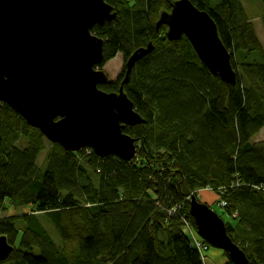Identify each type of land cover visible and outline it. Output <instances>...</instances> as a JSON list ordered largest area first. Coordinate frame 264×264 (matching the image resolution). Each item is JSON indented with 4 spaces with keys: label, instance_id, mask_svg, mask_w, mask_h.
Returning <instances> with one entry per match:
<instances>
[{
    "label": "trees",
    "instance_id": "1",
    "mask_svg": "<svg viewBox=\"0 0 264 264\" xmlns=\"http://www.w3.org/2000/svg\"><path fill=\"white\" fill-rule=\"evenodd\" d=\"M105 1L115 18L92 29L103 39L97 68L115 57L121 37L126 57L152 45L123 85L144 120L123 130L137 153L101 158L49 142L39 163L47 139L0 102V237L13 246L0 264H203L189 198L202 201L196 192L206 187L218 196L212 205L224 203L216 212L231 239L251 264H264V141H253L264 128V48L243 4L190 0L241 67L230 84L184 36L170 41L167 25L156 28L177 0ZM123 73L99 88L117 91Z\"/></svg>",
    "mask_w": 264,
    "mask_h": 264
},
{
    "label": "water",
    "instance_id": "2",
    "mask_svg": "<svg viewBox=\"0 0 264 264\" xmlns=\"http://www.w3.org/2000/svg\"><path fill=\"white\" fill-rule=\"evenodd\" d=\"M114 18L105 0H0V102L66 151L88 148L101 158L114 155L129 161L137 145L123 130L144 120L123 85L152 45L126 58L117 91L99 88L110 80L97 68L103 60V39L92 29ZM162 24L167 25L168 40L184 36L189 41L211 74L236 82L231 53L205 10L190 0H177L170 12L160 14L156 28ZM189 214L196 234L210 247L226 252L232 264H251L228 235L223 218L195 195L189 198ZM12 249L1 236L0 260Z\"/></svg>",
    "mask_w": 264,
    "mask_h": 264
},
{
    "label": "rangeland",
    "instance_id": "3",
    "mask_svg": "<svg viewBox=\"0 0 264 264\" xmlns=\"http://www.w3.org/2000/svg\"><path fill=\"white\" fill-rule=\"evenodd\" d=\"M241 3L244 6V9L250 18V23L253 27V30L257 34L259 40L263 44L264 48V26L262 22V16L264 15V4L261 0H240ZM127 44L124 41L123 37H121V49L117 51V54L112 59L105 62L103 69L110 81H116L120 73L122 72V69L125 68V62H126V56L124 54L125 48ZM234 55V54H233ZM233 62L235 63L237 67V73L240 72L241 67L237 66L235 59L233 57ZM253 141H264V128H262L254 137ZM49 142L48 140H45L44 144L45 147L42 150V152L39 153L38 161L41 163L46 155V151L49 148ZM25 144V140L19 141V146H23ZM197 195L200 200L203 202H207L208 204H211L213 210L218 211V207L222 206L224 203H216V205H212L214 202L217 201V194L213 192L208 187L199 189L197 192ZM218 206V207H217ZM39 215H42L39 213ZM227 221L232 222V220L227 219ZM51 227V225H49ZM48 226L49 229H51ZM192 227V226H191ZM195 244L198 245V248H200L201 252V260L203 264H230L226 261V258L224 257V254L222 253V250L217 248H209L206 246L201 245L198 243V240L195 239Z\"/></svg>",
    "mask_w": 264,
    "mask_h": 264
},
{
    "label": "built area",
    "instance_id": "4",
    "mask_svg": "<svg viewBox=\"0 0 264 264\" xmlns=\"http://www.w3.org/2000/svg\"><path fill=\"white\" fill-rule=\"evenodd\" d=\"M189 229H190V232H191V234H192V239H193V241H192V245L194 246V247H196L197 249H198V251L200 252V248H198V245L197 244H195V239H197L198 240V243H200L201 245H203V246H206V247H210V245L207 243V242H205L204 240H202L197 234H196V231H195V228L192 226V227H189ZM195 232H194V231ZM200 256H201V252H200Z\"/></svg>",
    "mask_w": 264,
    "mask_h": 264
},
{
    "label": "bare ground",
    "instance_id": "5",
    "mask_svg": "<svg viewBox=\"0 0 264 264\" xmlns=\"http://www.w3.org/2000/svg\"><path fill=\"white\" fill-rule=\"evenodd\" d=\"M246 254V253H245ZM247 256V255H246Z\"/></svg>",
    "mask_w": 264,
    "mask_h": 264
}]
</instances>
